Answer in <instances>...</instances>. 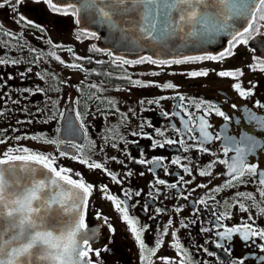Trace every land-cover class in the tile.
Listing matches in <instances>:
<instances>
[{"label": "flooded vegetation", "instance_id": "obj_1", "mask_svg": "<svg viewBox=\"0 0 264 264\" xmlns=\"http://www.w3.org/2000/svg\"><path fill=\"white\" fill-rule=\"evenodd\" d=\"M21 14L39 25L41 30L15 23ZM0 26V59L18 61L16 65H0V138L6 140L5 145H0V151L22 146L55 155L59 166L80 172L86 182L93 184L88 223L90 228H98L99 232L92 241V247L98 250L107 248V251H102L98 264H142L139 245L121 214L111 201L105 199L102 192L104 187H107L109 194L131 205L129 215L148 226L143 237L146 244L154 247L156 239L165 241L166 247L161 249L158 256L175 258V250L171 248L174 240L162 235V230L172 220L169 234L176 233L195 258L196 264H220L221 260L225 264H232L233 260L241 258L246 264H260L257 257L264 253L256 247L260 243L258 239L246 244L237 234L232 240L222 241L216 232L238 226L249 215L256 218L257 224L254 226L264 228V217L259 215V209L255 206L264 207V198L257 196L255 202L240 201L250 208L249 213L228 207L232 218L224 220L219 229L212 222L215 214L224 211V201H228L229 205L236 203L237 192H253L257 195L254 191L256 186L251 181L224 189L220 193L215 192L217 187L223 188L227 183L226 166L216 163L218 159H228L222 151L224 135L238 141L251 137L256 147L245 159L264 171V129L248 119L249 111L264 116V110L256 106V102L264 104V74L249 69L255 57L262 56L258 50L251 48L250 42L257 36L264 38V29H261L260 34H254L246 46H238L235 49L236 55L222 64L203 61L164 66L143 63L117 67L112 63V57L91 50L92 45L98 47L97 40L79 31L76 17L54 13L43 2L24 0L16 12L7 6L0 9ZM9 31L13 33L11 37L6 35ZM68 48L73 49V52H68ZM49 53L60 56L65 64L61 65ZM73 53L91 56L92 63L77 61ZM96 61L104 63L98 64ZM72 63H81L88 71L68 67ZM204 69H242L245 76L238 82L253 92L252 98L245 100L240 97L230 87L233 83L231 78H221L214 72H210L207 77L189 75ZM153 72L159 75L154 76ZM124 75L146 86H136L121 79ZM168 83L176 87L167 89L164 85ZM90 84H97L103 91L97 93L89 87ZM89 96L93 98L88 99ZM97 96L101 99L97 100ZM179 96H184L185 101L180 102ZM77 100L78 104L75 103ZM108 100L115 101V104H108ZM199 100L215 103L230 116L229 121L215 117L214 114L205 117L212 124L210 131L218 136L205 145L209 153L200 152L199 144L189 140V136H197L196 132L188 133L184 129L186 120L190 127H198L199 122L195 117L202 114V109L198 110L193 101ZM180 103L187 106L186 111L178 108ZM232 103L237 105L236 109L231 108ZM189 112L192 113L190 120L187 115ZM81 126V133L71 134V129ZM158 132L163 135H158ZM32 136L63 140L64 143L57 148L41 140H32ZM17 137L23 139L17 141ZM167 139L176 140L177 143L156 147L157 142L164 143ZM181 140L184 144L180 143ZM69 144H80L81 150L77 151L69 147ZM186 146L188 151L184 150ZM61 150H67L69 157H60ZM73 155L88 159L89 162L104 164L121 183L117 185L103 169H89L87 165H81L78 159H71ZM229 155L234 156L235 153ZM178 157L181 164L173 165L171 161ZM156 158H163V166L136 162ZM210 163L213 165L211 169L208 168ZM184 167L190 169L191 175L184 172ZM200 171H210L212 176L202 177ZM128 172L132 175L128 176ZM181 176L188 182H181ZM157 179H163L166 183L156 184ZM169 184H177V187L169 188ZM200 184H206L207 187L199 188ZM125 192L131 193V198L125 196ZM137 192L140 194L135 195ZM212 196L215 200L210 199ZM200 199H207V206L199 204ZM142 206H148V211H143ZM156 208L163 211L157 214ZM177 208L181 211L177 212ZM105 216L112 228L104 224ZM181 220L189 226L181 228ZM204 228L212 230L205 233ZM216 243L229 248L232 256H228L223 249H217ZM205 247L215 255L207 256L203 251ZM157 264H160L158 259Z\"/></svg>", "mask_w": 264, "mask_h": 264}, {"label": "snow or ice", "instance_id": "obj_2", "mask_svg": "<svg viewBox=\"0 0 264 264\" xmlns=\"http://www.w3.org/2000/svg\"><path fill=\"white\" fill-rule=\"evenodd\" d=\"M37 3L43 2L48 8L54 12L64 16L76 17V23H81L83 12H87L93 22L106 24L108 28L116 33L115 43L127 46L126 40L134 37L135 40H145L156 42L162 46V49H170L175 46L177 40H187L189 37H196L201 44H210L217 40L218 37H227V46L219 52L218 55H190L182 59H153L152 56H141L137 60L125 59L122 56L114 55L112 51L101 49L96 45L91 46V50L95 52H104L108 57H112V63L117 67L132 64L148 63L152 65H170L184 64L189 62L214 61L223 63L225 60L236 55L235 49L238 46H246L249 39L254 34H260L264 29V0H81L80 3L72 2V0H36ZM24 4V0H3L0 2V9L6 6L11 8L13 12L18 11L19 6ZM243 21V23H241ZM15 23L26 27H35L41 30L39 25H35L24 15H19ZM2 27V26H0ZM83 34L93 39L99 40L100 36L96 31L83 30ZM12 36L9 31L6 33ZM68 52L73 49L68 48ZM55 60L61 65L65 61L54 53ZM77 61H87L92 63L91 56H79L73 53ZM11 63L16 65V59L6 60L0 59V65ZM103 64L104 61H96ZM68 67L79 71L87 72L88 69L82 67L81 63H72ZM252 72L259 71L264 74V56L255 57V62L249 65ZM31 71V69H28ZM210 72H214L221 78H231L233 83L230 87L234 88L236 93L245 100H250L253 92L246 90L238 81L245 76L242 69L228 70L223 69H204L189 73L192 77H207ZM23 75V74H22ZM111 75V73H109ZM152 75H159L153 72ZM44 77H41L43 79ZM11 79V77H10ZM121 79H125L136 86H146L140 81H133L131 76L124 75ZM159 87V85H156ZM89 87L97 93L103 91L97 84H90ZM167 89H173L176 86L172 83L164 85ZM252 87H255L254 85ZM25 91H31L25 89ZM89 96L88 99H92ZM100 100L101 97H95ZM184 96H179L180 102L185 101ZM75 103H79L77 100ZM108 104L114 105L115 101L108 100ZM143 103V101L141 102ZM156 103V101H149ZM198 110L202 109V114L195 119L198 120V127H190L189 121L184 123V129L188 133L196 132L197 136H189V140L199 144V151L209 153L206 147L209 142L218 138L210 131L212 124L205 117L212 116L222 117L224 121H229L230 116L222 111L215 103L199 100L193 101ZM256 106L264 110V104L256 102ZM178 108L186 111L187 106L183 103L178 104ZM231 108L236 109L235 103L231 104ZM179 114V113H175ZM189 120L192 113H187ZM79 118V113H77ZM249 122L257 123L261 129H264V116H257L253 112H248ZM71 134L76 135L82 132L81 128L71 129ZM86 135V133H85ZM136 135V133H133ZM158 135H163L158 132ZM151 138V137H149ZM17 141L23 137H17ZM32 140H41L47 145H56L57 148L64 143L63 140L45 138L44 136H32ZM224 147L222 149L223 156L228 159H218L219 165L226 166L227 183L223 188L217 187L216 193L222 192L224 189L237 187L238 184H245L251 181L255 184L253 192H237L235 194L236 203L229 205L228 201H224V211L215 214L212 223L219 229L224 220H231L228 207L237 208L241 213H249L250 208L242 200L255 202L257 196L264 198V171H260L255 164H250L245 159L246 155L252 152L256 147V142L251 137H244L241 140H235L229 135H224ZM176 140L167 139L164 143L157 142L156 147H164L167 145H175ZM184 144V141H180ZM6 140L0 138V145H5ZM69 147L81 150L80 144H69ZM115 147V145H113ZM185 151H188L186 146ZM234 152V156L229 154ZM60 157H69L67 150L59 151ZM71 159H78L81 165H87L89 169H103L115 181L117 185L121 183L116 175L108 171L104 164L89 162L88 159L78 158L75 155ZM139 164H154L163 166V158L153 160H138ZM123 163V161H121ZM173 165H180V158L171 161ZM213 165L210 163L208 168ZM166 170V169H165ZM184 172L191 175L190 169L184 167ZM128 176L132 173L128 172ZM199 175L212 176L210 171H200ZM180 181H184V177H180ZM163 179H157L156 184L164 185ZM169 188H176L177 184H169ZM199 188H206V184L198 185ZM94 186L92 183L86 182L82 174L78 171L73 172L72 169L59 166L57 156L44 154L43 152L30 149L29 147H8L0 151V264H98V259L102 255V250L94 249L92 241L97 236L99 229H92L88 223L89 200L92 197ZM105 199L111 201L118 213L121 214L125 225L134 236L135 241L139 245L142 257V264H196L195 258L176 233L169 234V229L173 226V221L169 220L167 226L162 230V235L174 240L171 248L175 250V258L158 256L161 249L165 248L163 239H156L155 245L146 244L144 237L148 231V226L129 215L131 205L126 204L116 195L108 193L107 187L102 189ZM140 193H135L139 195ZM125 196L131 198V193L125 192ZM188 199L187 196L184 197ZM210 199L215 200L212 196ZM219 204L220 202L217 201ZM199 204L207 206V199H200ZM259 209V215L264 217V207L255 205ZM143 211H148V206H142ZM163 210L156 208L157 214ZM177 212L181 209L177 208ZM199 209H197L198 214ZM100 219L99 216L96 217ZM155 219V217H150ZM103 222L109 228L112 225L108 221V217H103ZM257 224L256 218L249 215L246 221H242L238 226L226 227L223 231L217 230L216 235L219 240H232L237 234L247 244L254 242L256 239L260 241L256 245L261 253H264V228L254 226ZM183 220L180 221L181 228H187ZM212 229L204 228L205 233ZM114 231V229H113ZM217 249H223L228 255L232 256L229 248L222 243H216ZM207 256L212 257L214 252L208 248H203ZM157 258V259H153ZM260 264H264V255L258 256ZM220 264H225L223 260ZM232 264H246L241 258L233 260ZM254 264V262H251Z\"/></svg>", "mask_w": 264, "mask_h": 264}, {"label": "water", "instance_id": "obj_3", "mask_svg": "<svg viewBox=\"0 0 264 264\" xmlns=\"http://www.w3.org/2000/svg\"><path fill=\"white\" fill-rule=\"evenodd\" d=\"M55 2V0H54ZM72 2L80 3L81 0H72ZM243 23V21H241ZM78 29L96 31L100 36L97 40V45L101 49L109 50L114 55L122 56L126 59H139L141 56H152L153 59H182L190 55L214 54L223 50L226 45L227 37H218L216 41L210 44H201L196 37H189L187 40H177L175 46L170 49H162V46L156 42L145 40H135L134 37L126 40V45L123 46L115 43L116 33L112 32L106 24L93 22L87 12H83L81 23L78 24ZM250 46L256 49L264 56V38L255 37L251 40Z\"/></svg>", "mask_w": 264, "mask_h": 264}]
</instances>
